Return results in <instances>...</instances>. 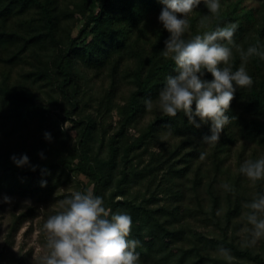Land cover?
Listing matches in <instances>:
<instances>
[{
	"label": "trees",
	"instance_id": "obj_1",
	"mask_svg": "<svg viewBox=\"0 0 264 264\" xmlns=\"http://www.w3.org/2000/svg\"><path fill=\"white\" fill-rule=\"evenodd\" d=\"M162 7L159 0H0V200L7 196L37 203L48 201L60 185L57 173L61 164L68 165L89 178L92 192L104 197L107 208L125 210L134 222L141 220L148 226L147 237H141L140 230L136 235L130 233V238L141 241L136 249L140 264H149L154 253L160 254L158 247L166 245V238L182 236V230L175 227L178 220L175 224L169 221V216L176 219L185 215L182 205L173 202L169 205L172 211L167 205L153 208L155 194L136 203L129 189L145 173L130 165L128 158L137 150H145L149 143L161 141L164 133H170L180 142L165 160L147 173L163 172L166 178H184L200 159L199 153L205 146L201 143L203 136L210 134V125L194 128L182 113L176 117L158 113L139 139L125 140L128 127L147 112L143 99L149 96L154 99L174 68L171 58L161 55L169 36L158 21ZM202 14H208L203 0L190 16L187 36L229 23L238 24L235 43L228 45L232 48L229 64L233 68L241 63V49L246 50L253 44L264 45V3L251 7L245 6L244 0H221L220 10L211 15L206 28L198 24ZM245 66L253 83L245 88L234 85L236 91L226 112L232 120L221 130L220 139L205 161L216 163L211 187L234 145H242L241 161L247 151L255 159L260 156L259 148L264 150V59L251 56ZM109 69L114 82L97 99V104H93L95 99L90 96L88 100L85 95L89 81L103 82V72ZM120 73L131 84L132 91L120 109L121 128L103 144L102 148L108 147V156L102 158V148L98 153L94 150L99 139L98 118L115 108L114 88ZM205 78L212 79L211 73H206ZM66 122L77 131L79 161L76 165L72 157L58 154L59 147L54 143L66 133L61 125ZM46 131L52 134L51 142L44 138ZM10 145L17 146L16 155L26 153L35 170L31 166L17 167L10 159L15 154ZM40 153L44 154L43 159ZM119 160L131 168L130 171L125 168L120 177L116 171ZM177 162H183L180 168ZM41 180L47 181L46 186H41ZM254 189L256 193L264 192V180L255 181ZM182 194H186L185 188ZM121 196L124 199L117 200ZM219 206L215 196L213 217H218ZM240 207V196L233 198L228 194V218ZM17 208L12 209L9 222L4 224L8 216L5 203L0 202V239L11 245L15 244L29 215V211L21 213ZM221 245L230 254L234 251L236 255H244L234 242L224 239ZM6 253V249L0 248L1 261ZM24 261L10 260L13 264ZM214 261L219 264L218 260ZM226 263L238 264L232 260Z\"/></svg>",
	"mask_w": 264,
	"mask_h": 264
},
{
	"label": "clouds",
	"instance_id": "obj_2",
	"mask_svg": "<svg viewBox=\"0 0 264 264\" xmlns=\"http://www.w3.org/2000/svg\"><path fill=\"white\" fill-rule=\"evenodd\" d=\"M163 5L158 21L169 33L164 41L161 55L174 62L156 97H145L146 111L154 106L166 117L182 113L188 123L199 129L210 125V134L202 138L203 145L212 146L220 139L221 130L232 119L226 115L233 100L236 87L245 88L253 83L245 61L251 56L264 59V45L253 44L240 50L241 63L233 68L229 64L238 24L217 26L214 30L187 36L190 16L201 0H159ZM208 14H202L198 24L206 28L211 15L221 8V0H203ZM239 48V45H236ZM211 73L212 79L205 78ZM195 104V108H193ZM170 129L171 127L168 126ZM51 142L50 132L44 133ZM41 158L44 154L40 153ZM201 151L199 158L204 159ZM10 159L17 167L30 165L26 153L13 154ZM240 173L255 182L264 180V155L245 159L239 167ZM47 181L41 180V186ZM230 189L227 183L221 185ZM5 200L9 197L5 196ZM59 211L47 216L43 229L47 233V254L41 264H140L136 251L141 241L130 238L132 217L125 210L112 211L105 206L104 197L91 190L75 191L58 202ZM241 218L245 220L240 231L249 234V243L255 244L264 238V192H257L250 201L244 202ZM219 215V210L217 212ZM218 254L230 258V250L218 248Z\"/></svg>",
	"mask_w": 264,
	"mask_h": 264
},
{
	"label": "rangeland",
	"instance_id": "obj_3",
	"mask_svg": "<svg viewBox=\"0 0 264 264\" xmlns=\"http://www.w3.org/2000/svg\"><path fill=\"white\" fill-rule=\"evenodd\" d=\"M263 3L264 0H244V5L251 7L255 6V4L263 5ZM122 73H120V75L118 74L116 78V87L114 88V93L116 95L114 100L115 108L103 118L101 113V116L98 118L99 125L97 128V137L99 139L95 144V153H98L103 144L107 143L115 136L121 128L123 117L120 114V109L126 104L127 98L132 91L131 84L121 75ZM110 76L111 71L109 69L103 72V82L95 80L91 83V81H89V88H86L85 95L88 100H90V96L92 99H95L93 104H97V99H101V95L108 92L111 88L112 82L114 81H112V77ZM43 96H45V94H43ZM158 113H160L158 108L154 106L150 111H147L144 116L139 117L135 124L128 127L125 140L127 139L126 141L133 142L139 139L147 124ZM61 125L66 133L59 136V141L54 142L55 146L59 147L58 154L66 158L72 157L76 165L79 161V150L76 148L77 131L74 130L68 122L62 123ZM102 140H104V142ZM179 142L180 140L174 138L170 133H164V138L161 141L149 143L146 145L145 150L144 148L137 150L128 158L130 165H134L133 167L136 170L144 171L145 173L143 174L144 176L129 189L132 199L135 198L134 200L139 204L155 194L153 208L159 209L167 205V208L172 211L169 205L173 202V204L177 203L182 205L185 215V218H182L180 216L177 217L176 214V219L169 216V221H173L175 224L178 220V224H176L175 227H177L179 231L182 230L183 234L175 238L174 236H172V238H166V245H159L158 250L160 254L154 253V259L152 258L149 264H215L214 260H218L219 264H227L226 262L229 260L238 264H264L263 238H260L255 244H251L249 243V234L240 231L245 223V220L241 218V212L244 210L242 205L244 202L250 201L256 193L254 182L249 181L248 178L243 176L239 171L240 164L242 163L240 159V148L242 145L239 143L234 145L230 153L226 154L228 159L225 163H221L223 167L218 173L212 187L210 182L214 174H216V163L213 161H205L210 156L211 150H213L215 144L212 146H204L202 151L206 152L205 158L195 161L193 170L191 169L184 178H180V176H172L171 178L167 176L166 178V176H164L165 174H162L163 172L159 174L147 173V171L154 168L159 161L165 160L170 150ZM9 148L15 152V154L18 152L16 145L15 147L10 145ZM107 149V145L102 148V158L108 156ZM248 153L247 151L246 154L242 156L243 160L252 158V155ZM6 154L8 153L6 152ZM257 154L264 155V150L259 148ZM219 157L222 159L221 155ZM180 158L181 157H178V160H180ZM182 164L183 162H177V168H180ZM167 165L164 167L165 170ZM60 168L61 169L57 173V176L60 178V185L48 201L37 203L31 200L25 201L20 197H11L7 200L3 197L0 200L1 203H5V213L6 216H8L4 219V224L9 222L10 212L15 206L18 207L16 209L18 212L22 213L29 211L28 220L19 232L14 245L7 244L3 238L2 240L0 239V248L6 249L7 252V256H5L2 261L0 260V264H13L10 262L12 259L15 263L20 260H25L23 264H41L43 257L48 252V249L45 247L47 233L43 229V224L47 216L59 211L58 202L72 195L73 192L93 190V184H91L86 175L73 171L68 165L65 167V165L61 164ZM125 168V164L119 160V165L116 170L119 177ZM144 169H146V171ZM130 170L131 168H126V171ZM223 180L230 186V189L221 187ZM183 188H185L186 192L184 196L182 194ZM228 194L233 198L235 196H240L241 201V207L235 214L231 215V217L229 216V218L227 214ZM215 196L218 197L220 205L218 207V217H213L211 211ZM123 199L124 197L122 196L117 197V200ZM168 214L171 215V212ZM139 230L141 231V237H147L146 235L149 228L146 226L145 222L141 220H137L136 222L133 221L132 234L136 235L135 233ZM224 239H227L230 243L234 242L236 248L244 255H236L234 251L231 252L230 258L218 254L217 250L222 246L221 243H223ZM202 256L203 259L201 258Z\"/></svg>",
	"mask_w": 264,
	"mask_h": 264
}]
</instances>
